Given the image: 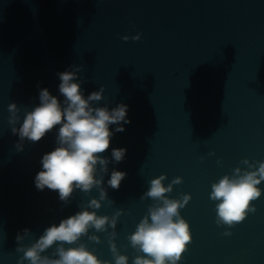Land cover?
<instances>
[{
  "label": "water",
  "instance_id": "95a60500",
  "mask_svg": "<svg viewBox=\"0 0 264 264\" xmlns=\"http://www.w3.org/2000/svg\"><path fill=\"white\" fill-rule=\"evenodd\" d=\"M63 71L76 73L86 98L101 92L92 107L124 103L130 117L119 122L123 131L110 124V146L98 153L107 162L94 172L101 182L74 187L65 199L35 184L42 155L59 144L60 125L38 141L18 131L41 89L66 106ZM120 147L127 151L116 160L112 149ZM261 161L264 0H0V264H31L25 250L84 209L107 216L105 226L54 241L39 257L58 259V246L83 244L109 264L119 254L134 264L147 254L129 235L163 203L147 195L160 176L171 184L164 196L189 197L178 211L191 240L178 264H264V180L254 208L231 225L217 222L210 196L223 176ZM113 170L127 173L118 188L108 183Z\"/></svg>",
  "mask_w": 264,
  "mask_h": 264
},
{
  "label": "clouds",
  "instance_id": "9594fccd",
  "mask_svg": "<svg viewBox=\"0 0 264 264\" xmlns=\"http://www.w3.org/2000/svg\"><path fill=\"white\" fill-rule=\"evenodd\" d=\"M76 73L63 71L59 73V90L66 97V106L62 107L58 98L51 95L47 88L40 90V104L26 113L19 128L21 138L28 137L33 141L40 140L48 130L59 124V144L41 157L42 169L35 176V184L43 189L58 190L60 198L65 199L74 187L84 190L90 189L101 181L94 175L97 162L106 165V159L98 155L109 148L112 129L110 124H116V131H123L124 121L130 122L128 105L118 104L112 109L107 107H92L90 101L101 97L100 91L91 92L86 98L80 91V83L74 79ZM15 109L13 103L9 105ZM17 131V129H13ZM126 148H113L112 155L116 160L124 157ZM247 163V160L245 161ZM237 175L223 176L212 184L210 196L218 201L216 204L217 222L233 224L244 219L247 210L254 208L251 201L261 195L262 189L258 187L264 180V161L253 170L237 168ZM127 173L113 170L108 183L118 188ZM164 177L151 180L147 195L160 198L163 203L150 209V219L146 216L137 225L135 232L129 235L134 246H139L147 255L136 256L134 264H178L182 253L191 240L188 222L179 214L178 209L183 207L189 199H172L163 194L171 190V184L165 186ZM179 177L174 182L179 181ZM104 192L102 190L101 196ZM90 205L94 208L100 206V201L93 198ZM107 216H99L94 211L84 209L69 216L57 225L49 226L43 235L24 252L31 264H109L108 261L98 259L97 255L83 244L78 247L64 248L58 246V259L39 257V252L54 241L73 242L87 231L89 226L101 229L108 221ZM115 224V220L112 221ZM19 239V237H17ZM99 239L98 237H92ZM115 252V245H112ZM116 264H127L128 257L123 254L116 255Z\"/></svg>",
  "mask_w": 264,
  "mask_h": 264
}]
</instances>
